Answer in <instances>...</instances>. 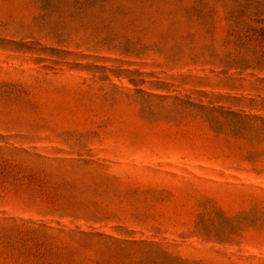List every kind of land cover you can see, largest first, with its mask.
<instances>
[{"label": "rangeland", "instance_id": "374dc122", "mask_svg": "<svg viewBox=\"0 0 264 264\" xmlns=\"http://www.w3.org/2000/svg\"><path fill=\"white\" fill-rule=\"evenodd\" d=\"M264 0H0V264H264Z\"/></svg>", "mask_w": 264, "mask_h": 264}, {"label": "trees", "instance_id": "16d2710c", "mask_svg": "<svg viewBox=\"0 0 264 264\" xmlns=\"http://www.w3.org/2000/svg\"><path fill=\"white\" fill-rule=\"evenodd\" d=\"M249 33V41L255 39L264 43V29L250 30ZM221 63L229 69L264 71V50L252 55H238L235 58L226 57L221 60Z\"/></svg>", "mask_w": 264, "mask_h": 264}]
</instances>
